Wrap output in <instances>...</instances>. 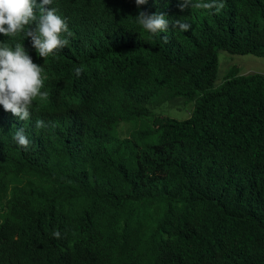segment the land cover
Here are the masks:
<instances>
[{"label":"trees","instance_id":"obj_1","mask_svg":"<svg viewBox=\"0 0 264 264\" xmlns=\"http://www.w3.org/2000/svg\"><path fill=\"white\" fill-rule=\"evenodd\" d=\"M205 2L148 0L192 24L153 35L135 0H54L71 36L45 59L0 35L47 92L0 106V264H264V73L215 81L219 50L264 57V0Z\"/></svg>","mask_w":264,"mask_h":264},{"label":"clouds","instance_id":"obj_2","mask_svg":"<svg viewBox=\"0 0 264 264\" xmlns=\"http://www.w3.org/2000/svg\"><path fill=\"white\" fill-rule=\"evenodd\" d=\"M148 0H135L138 8L137 23L150 34H161L172 29L188 32L192 24L179 18L172 19L157 10L148 13L141 9ZM157 5L159 0H156ZM54 0H0V35L13 38L22 35L30 38L37 56L47 58L55 54V50L63 49L69 43L71 32L67 19L58 14L52 7ZM217 0L205 2L204 8L216 7L218 12L223 7ZM192 0H178L177 7L181 12L191 8ZM23 39L13 44L0 41V106L11 112L20 120L27 121L31 115V108L36 97H46L44 87V67L33 61L25 50ZM166 39V37H165ZM79 76L81 67H74ZM44 121H37V127H44ZM12 140L25 150L31 143L24 129H18ZM58 237L59 233H55Z\"/></svg>","mask_w":264,"mask_h":264},{"label":"rangeland","instance_id":"obj_3","mask_svg":"<svg viewBox=\"0 0 264 264\" xmlns=\"http://www.w3.org/2000/svg\"><path fill=\"white\" fill-rule=\"evenodd\" d=\"M219 64L218 73L216 77V83L220 82L224 75L227 73L228 69L232 65L239 67L241 73H251V72H262L264 73V57L255 56L252 54H231L225 50H219L218 53ZM176 104L164 105L162 111L159 114H165L169 116L176 117L178 119H184L188 116V112L191 108V103L182 107H175ZM125 129H129V125L124 126Z\"/></svg>","mask_w":264,"mask_h":264}]
</instances>
